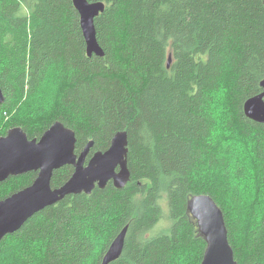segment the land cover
I'll list each match as a JSON object with an SVG mask.
<instances>
[{"label": "trees", "instance_id": "trees-1", "mask_svg": "<svg viewBox=\"0 0 264 264\" xmlns=\"http://www.w3.org/2000/svg\"><path fill=\"white\" fill-rule=\"evenodd\" d=\"M89 1L106 5L95 23L104 57H88L73 0H0V137L21 127L40 139L59 121L80 155L127 131L130 180L35 214L0 243V264H102L126 227L111 264H201L207 244L188 202L202 194L223 211L237 264H264V124L244 113L264 91V0ZM55 81L56 102L34 108ZM73 173L56 170L52 187ZM36 177L1 183L0 200ZM167 208L171 224L156 232Z\"/></svg>", "mask_w": 264, "mask_h": 264}, {"label": "water", "instance_id": "water-1", "mask_svg": "<svg viewBox=\"0 0 264 264\" xmlns=\"http://www.w3.org/2000/svg\"><path fill=\"white\" fill-rule=\"evenodd\" d=\"M79 14L80 25L86 42L88 57H104L105 52L97 39L96 19L104 13V2L73 0ZM171 66V59L168 67ZM264 90V80L261 83ZM6 101L0 86V105ZM246 117L264 124V91L249 98L244 104ZM127 131L118 132L106 151L92 154L94 142L76 154L75 131L62 122H55L40 139H30L21 127L10 129L0 137V184L11 177L30 172L37 173L34 182L0 200V243L8 235L18 232L36 213L55 205L69 195L91 194L96 186L101 189L113 180L121 189L130 180L128 168ZM72 166L74 173L61 187H52L54 172L64 166ZM119 168V171H116ZM188 212L197 220L198 231L207 248L201 264H237L234 251L228 240V230L223 211L209 195L193 196L188 202ZM128 227L114 239L105 254L102 264H111L122 255Z\"/></svg>", "mask_w": 264, "mask_h": 264}, {"label": "rangeland", "instance_id": "rangeland-1", "mask_svg": "<svg viewBox=\"0 0 264 264\" xmlns=\"http://www.w3.org/2000/svg\"><path fill=\"white\" fill-rule=\"evenodd\" d=\"M57 93H59L58 83L56 84V81H55L54 82V90L52 89V87L50 90L46 89L44 94H42L39 98H36V100H35L36 102L34 101V108H36V109L43 108V107L48 108L51 103L56 102L55 99L57 97ZM46 110H47L46 116H48L50 114V109H46ZM7 119H8V116H5V115H2L0 117V131L3 130V128L7 125V123L5 122ZM44 119H46V118H44ZM250 186H252V182H250V184L248 183V189H244V190L241 189V192H240V193L243 192L242 193V199L247 203H251L252 201H254L253 198H247L250 193H251L252 197L254 196L252 193L253 190L250 189ZM256 199H258V197H256ZM167 210H168V208H167ZM169 216L170 215H169V210H168V218H167L166 213H165L162 221L160 222V224L156 230V232L164 231L167 228H169V226L171 224V221L169 220ZM185 259H186L185 257H182L180 259V264H183L185 262Z\"/></svg>", "mask_w": 264, "mask_h": 264}, {"label": "bare ground", "instance_id": "bare-ground-1", "mask_svg": "<svg viewBox=\"0 0 264 264\" xmlns=\"http://www.w3.org/2000/svg\"><path fill=\"white\" fill-rule=\"evenodd\" d=\"M247 118H248V117H247ZM250 120H251V119H250ZM252 121H253V120H252ZM256 123H257V122H256ZM37 139H38V138H37ZM128 139H129V138H128ZM93 147H94V146H93ZM93 147H92V148H93ZM128 150H129V144H128ZM128 153H129V152H128ZM64 167H65V166H64ZM62 168H63V167H62ZM128 168H129V167H128ZM60 169H61V168H60ZM58 170H59V169H58ZM116 171H119V168H118ZM27 174H28V173H27ZM130 174H131V173H130ZM24 175H25V174H24ZM21 176H22V175H21ZM17 177H19V176H17ZM130 177H131V176H130ZM110 182H113V184H114V181H113V180H111ZM110 182H109V183H110ZM128 182H129V181H128ZM127 184H128V183H127ZM127 184H126V185H127ZM107 185H108V184H107ZM107 185H106V186H107ZM114 186H115V185H114ZM97 187H98V186H96V188H97ZM115 187H116V186H115ZM96 188H95V189H96ZM98 188L101 189L100 187H98ZM105 188H106V187H105ZM105 188H103V189H105ZM116 188H117V187H116ZM95 189H94V190H95ZM103 189H101V190H103ZM117 189H119V188H117ZM121 189H123V188H121ZM94 190H93V191H94ZM93 191H92V192H93ZM83 193L86 194L85 192H83ZM83 193H81V194H83ZM72 195H77V194H72ZM87 195H90V194H87ZM69 196H71V195H69ZM67 197H68V196H67ZM64 199H65V198H64ZM58 203H59V202H58ZM56 204H57V203H56ZM38 213H39V212H38ZM36 214H37V213H36ZM189 214H190V213H189ZM190 215H191V214H190ZM191 216H192V215H191ZM192 217H193V216H192ZM193 218H194V217H193ZM195 220H196V219H195ZM196 221H197V220H196ZM127 232H128V231H127ZM126 236H127V235H126ZM6 237H7V236H6ZM6 237H5V238H6ZM5 238H4V239H5ZM228 240H229V238H228ZM125 241H126V239H125ZM205 242H206V241H205ZM110 246H111V245H110ZM124 247H125V245H124ZM109 248H110V247H109ZM108 250H109V249H108ZM123 250H124V249H123ZM122 253H123V252H122ZM234 256H235V254H234ZM120 257H121V256H120ZM103 258H104V257H103ZM203 258H204V257H203ZM117 260H118V259H117ZM117 260H116V261H117ZM102 261H103V260H102ZM202 261H203V260H202ZM114 262H115V261H114ZM201 263H202V262H201Z\"/></svg>", "mask_w": 264, "mask_h": 264}, {"label": "flooded vegetation", "instance_id": "flooded-vegetation-1", "mask_svg": "<svg viewBox=\"0 0 264 264\" xmlns=\"http://www.w3.org/2000/svg\"><path fill=\"white\" fill-rule=\"evenodd\" d=\"M78 154H79V153H78ZM78 154H77V155H78ZM91 156H92V154L89 155V158H90Z\"/></svg>", "mask_w": 264, "mask_h": 264}]
</instances>
